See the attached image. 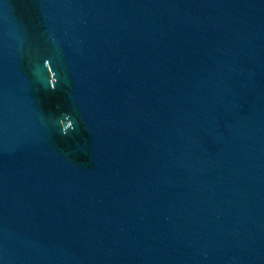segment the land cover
<instances>
[{"label":"water","instance_id":"1","mask_svg":"<svg viewBox=\"0 0 264 264\" xmlns=\"http://www.w3.org/2000/svg\"><path fill=\"white\" fill-rule=\"evenodd\" d=\"M0 264H264V0H0Z\"/></svg>","mask_w":264,"mask_h":264}]
</instances>
